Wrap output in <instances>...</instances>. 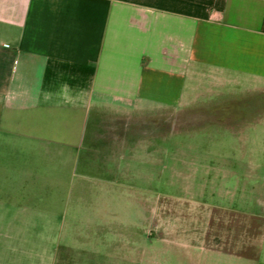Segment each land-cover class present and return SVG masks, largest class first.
Instances as JSON below:
<instances>
[{"label":"crops","instance_id":"crops-1","mask_svg":"<svg viewBox=\"0 0 264 264\" xmlns=\"http://www.w3.org/2000/svg\"><path fill=\"white\" fill-rule=\"evenodd\" d=\"M242 91L263 100L264 0H0V264L119 262L106 230L143 227L164 165L139 117Z\"/></svg>","mask_w":264,"mask_h":264},{"label":"rangeland","instance_id":"rangeland-1","mask_svg":"<svg viewBox=\"0 0 264 264\" xmlns=\"http://www.w3.org/2000/svg\"><path fill=\"white\" fill-rule=\"evenodd\" d=\"M233 97L207 112L139 117L151 127L149 136L164 137V165L147 166L152 212L142 228H122L120 238L106 230L108 242H116L106 248L119 262L88 257L87 264H264V96L258 101L256 92L242 91ZM198 216L201 229L187 236H198L199 243L181 244V221Z\"/></svg>","mask_w":264,"mask_h":264}]
</instances>
